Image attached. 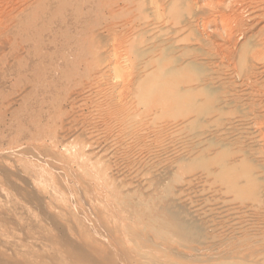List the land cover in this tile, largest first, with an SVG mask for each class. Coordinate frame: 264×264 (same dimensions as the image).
Returning a JSON list of instances; mask_svg holds the SVG:
<instances>
[{"label":"rangeland","instance_id":"obj_1","mask_svg":"<svg viewBox=\"0 0 264 264\" xmlns=\"http://www.w3.org/2000/svg\"><path fill=\"white\" fill-rule=\"evenodd\" d=\"M218 1L0 0V264H51L52 256V264H97L110 254L117 264H151L150 255L159 258L152 264H217L222 240L234 246L264 113V21L236 23L258 0ZM200 159L213 164L201 168ZM227 168L234 177H224ZM240 169L249 171L243 182ZM163 221L174 223L164 229ZM196 226L205 239H186ZM79 248L99 257L87 261Z\"/></svg>","mask_w":264,"mask_h":264},{"label":"bare ground","instance_id":"obj_2","mask_svg":"<svg viewBox=\"0 0 264 264\" xmlns=\"http://www.w3.org/2000/svg\"><path fill=\"white\" fill-rule=\"evenodd\" d=\"M216 1V0H215ZM256 2L255 0H219L218 2H217V7L218 6H220V4L223 6V8L225 7V6H229V4H231L232 2H236L237 4H239L240 6L242 5V4H240V3H243V2H245V4L247 3H250V2ZM258 2L259 3H256V5L255 6H250V8H251V10L250 9H248L249 10V13H246V14H250V15H246V16H244L243 14H241V15H243L242 17L241 16H239V18H238V16L236 17V18H238V19H236V23H237V21H240L241 22V24L242 23H246L247 25L251 22V24L253 25V24H259V22H263L264 21V6L262 5V3H264V0H258ZM216 4V3H215ZM246 4V5H247ZM255 4V3H254ZM221 7V6H220ZM234 7H235V5H234ZM234 7H232V9L234 8ZM242 7V6H241ZM244 7V6H243ZM231 8V7H230ZM245 8V7H244ZM219 9V8H218ZM227 10H231V9H227ZM234 10V9H233ZM242 10V9H241ZM219 11V10H218ZM217 11V12H218ZM232 11V10H231ZM230 11V12H231ZM247 11V10H246ZM220 12V11H219ZM237 12V11H236ZM239 12V11H238ZM222 14H220L221 16H222V19H220V20H222V22H223V25H224V27L226 26V24H224V23H226L227 22V20H228V14H227V12L224 14L223 12H221ZM235 13V12H234ZM212 14V13H211ZM218 14V13H217ZM227 14V15H226ZM230 14V13H229ZM219 15V14H218ZM217 15V16H218ZM237 15H239L238 13H237ZM214 16H215V14H214ZM210 18V17H209ZM233 18H235L234 16H233ZM206 20H207V18H206ZM216 22V21H215ZM240 24V23H239ZM246 24H245V26H246ZM243 25V24H242ZM251 25V26H252ZM218 26V25H217ZM220 26H222V25H220ZM219 26V27H220ZM238 26V25H237ZM244 26V27H245ZM248 26H250V25H248ZM250 26V27H251ZM227 27V26H226ZM247 27V26H246ZM245 27V28H246ZM254 27H256V26H253V28ZM259 27H262V26H259ZM222 28V27H221ZM220 28V29H221ZM238 28V27H237ZM241 28V27H240ZM244 28V29H245ZM249 28V27H248ZM247 28V29H248ZM264 27H262V29H263ZM219 29V30H220ZM227 29H228V27H227ZM227 29H225L224 28V30H226L227 31ZM242 29V28H241ZM250 29V28H249ZM257 29V28H256ZM262 29L260 30V31H262ZM231 30V29H230ZM236 30V29H235ZM253 30V29H252ZM255 30V29H254ZM259 30V29H258ZM238 31V30H237ZM250 31V30H249ZM263 31H264V29H263ZM229 32V31H228ZM248 32V31H247ZM246 32V33H247ZM254 32V31H253ZM257 32V31H256ZM259 32V31H258ZM208 33V32H207ZM230 33H232V31H230ZM238 33V32H237ZM237 33H236V35H237ZM242 33V32H241ZM250 33V32H249ZM264 33V32H263ZM244 34V33H243ZM243 34H241V35H243ZM254 34V33H253ZM262 34V33H261ZM261 34H260V36H261ZM248 35V34H247ZM207 36V35H206ZM252 36H254V35H252ZM259 36V35H258ZM263 36V35H262ZM262 36L260 37V40H261V42L260 41H258V42H260L259 44L257 43V45H260L262 48V50H263V52H264V38H262ZM240 37V36H239ZM244 37V36H243ZM264 37V36H263ZM234 38H235V36H234ZM241 38V37H240ZM262 38V39H261ZM229 39V38H228ZM259 39V38H258ZM235 41V40H234ZM233 41V42H234ZM246 41V40H245ZM207 42V41H206ZM230 44V43H229ZM254 44V43H253ZM235 45V44H234ZM255 45V44H254ZM237 49V48H236ZM257 49V48H256ZM222 50V49H221ZM220 50V51H221ZM239 50H241V49H239ZM246 50V49H245ZM226 51V50H225ZM258 51H259V49H258ZM227 53V52H226ZM259 53H262L261 51L259 52ZM223 55H225L224 53H223ZM233 55V54H232ZM244 55V54H243ZM227 56V55H226ZM258 56V55H257ZM235 59V58H234ZM233 60V59H232ZM238 61V60H237ZM246 63H249V62H246ZM254 64V63H253ZM255 65V64H254ZM259 65V64H258ZM250 66V65H249ZM254 68H255V66H253ZM231 68V67H230ZM234 68V67H233ZM251 69H253V68H251ZM228 70V69H227ZM252 72V71H251ZM255 73V72H254ZM257 73V72H256ZM255 73V74H256ZM224 74V73H223ZM264 74V73H263ZM231 75V74H230ZM235 75V74H234ZM223 76V75H222ZM236 76V75H235ZM252 76V75H251ZM254 76V75H253ZM263 77H264V75H263ZM234 78V77H233ZM245 78V77H244ZM252 78V77H251ZM255 79V78H254ZM257 79V78H256ZM222 80V79H221ZM241 80V79H240ZM244 80V79H243ZM247 80V79H246ZM249 80V79H248ZM260 80V79H259ZM206 82V81H205ZM219 82V81H218ZM160 84H159V86L161 87V86H164V85H162L164 82H159ZM223 83V82H222ZM244 83H246V82H244ZM165 84V83H164ZM243 84V83H242ZM262 84V83H261ZM218 85V84H217ZM237 86V85H236ZM241 86V85H240ZM239 86V87H240ZM243 86V85H242ZM254 86V85H253ZM257 86V85H256ZM255 86V87H256ZM254 87V88H255ZM249 88V87H248ZM260 88V87H259ZM240 89V88H239ZM263 89V88H262ZM233 90V89H232ZM261 90V89H260ZM250 91V90H249ZM257 91V90H256ZM240 92V91H239ZM256 93H259V92H256ZM227 94V93H226ZM247 94V93H246ZM228 95V94H227ZM254 95V94H253ZM264 95V94H263ZM225 96V95H224ZM249 97V96H248ZM255 97V96H254ZM260 97H262V95H260ZM234 98V97H233ZM262 98H264V97H262ZM262 98H260V99H262ZM252 99V98H251ZM257 98H255V100H256ZM223 100V99H222ZM239 100V99H238ZM252 100H254V99H252ZM225 101V100H224ZM237 101V100H236ZM244 101V100H243ZM257 101V100H256ZM260 102H261V100H259ZM264 101V100H263ZM247 102V101H246ZM250 102V101H249ZM237 103H238V101H237ZM218 104V103H217ZM253 104V103H252ZM260 104V103H259ZM264 104V103H263ZM191 107V106H190ZM264 107V106H263ZM262 109V108H261ZM254 110H255V108H254ZM261 112H262V110H260ZM253 112V111H252ZM241 113V112H240ZM259 113V112H258ZM251 114V113H250ZM241 115V114H240ZM248 115V114H247ZM254 116H255V118L256 119H259V114H256V112L254 111V114H253ZM246 117V116H245ZM262 121L261 122H257L258 123V125L257 126H259V127H257L258 128V131H259V133H260V136H259V139H257V140H254L252 143H253V146H254V148H253V152H252V154H251V158H250V165H251V167H249L250 165H247L250 169H251V171H250V169L248 168H246L247 170H249L250 172H251V174H249V178H248V176H246L247 175V173L249 172H247V170L246 169H240L241 170V173H240V179H239V181L240 182H243L242 181V179L244 180V178L245 177H247L248 178V180H247V182H249L248 183V188H246V191H248L249 192V194L248 195H250V197L247 199L248 201L246 202L245 201V199L246 198H243L242 197V192L244 191H238V198L240 199V200H242V201H245L244 203V205L242 204V207H240V209H244L243 211H241V212H239V214L237 215V217H236V221H235V231H236V233H238V235H243V234H247L248 235V237H245V235H244V238H242V237H240V236H238L239 238H237V240L233 243V245L234 246H231V247H229V246H225V245H223L222 247H221V243H223L224 241L222 240V242L220 243V245H218V246H220V248L218 247L217 248V251H216V253H213V255H212V258H215V260L216 259H218V260H220L217 264H264V174L263 175H261V171H260V168H261V161H263V163H262V168L264 169V113L262 114ZM236 120V119H235ZM243 120V119H242ZM239 121H241V120H239ZM244 121V120H243ZM245 121H246V119H245ZM251 121H252V119H251ZM258 121V120H257ZM259 121H260V119H259ZM218 122V121H217ZM222 122V121H221ZM243 123V122H242ZM247 123V122H246ZM255 123V122H254ZM238 124H240V123H238ZM222 125V124H221ZM216 127V126H215ZM234 128V127H233ZM252 130V129H251ZM255 130V129H254ZM233 132V131H232ZM250 132V131H249ZM255 132V131H254ZM215 134L217 133V132H214ZM258 133V132H257ZM221 134V133H220ZM218 135V134H217ZM253 138V137H252ZM255 138V137H254ZM223 139V138H222ZM226 139V138H225ZM238 139V138H237ZM259 140V141H258ZM260 142V143H259ZM238 146V145H237ZM251 147V146H250ZM252 150V149H251ZM263 153H262V152ZM262 153V157H260V159H259V153ZM35 153V152H34ZM227 153V152H226ZM250 153H251V151H250ZM38 155V154H37ZM236 156H238L237 154H235ZM192 157H193V155H192ZM231 157V156H230ZM34 158V157H33ZM32 158V159H33ZM35 158H37V156L35 157ZM34 158V159H35ZM197 158V157H196ZM188 159H190V158H188ZM192 159V158H191ZM198 159V158H197ZM211 159V158H210ZM208 160V159H200L199 160V165L201 166V168H203V167H206L207 165H210L211 164V160ZM232 159V158H231ZM234 159V158H233ZM242 159V158H241ZM249 159V158H248ZM194 161H195V159H194ZM213 161V160H212ZM232 161V160H231ZM248 161V160H247ZM51 162V161H50ZM214 162H215V157H214ZM243 162V161H242ZM248 163H249V161H248ZM54 164V163H53ZM213 164V163H212ZM211 164V165H212ZM216 164V163H215ZM55 165V164H54ZM235 165H237V164H235ZM243 165H245V164H243ZM38 166V165H37ZM197 166H198V163H197ZM238 166V165H237ZM231 167V166H230ZM52 168V167H51ZM239 168V167H238ZM242 168V167H241ZM65 169V168H64ZM233 169V168H232ZM53 170V169H52ZM56 171V170H55ZM238 171V170H237ZM60 172V171H59ZM57 173V172H56ZM68 173V172H67ZM171 173V172H170ZM77 174V173H76ZM169 174V173H168ZM222 174V173H221ZM236 174V173H235ZM238 174V173H237ZM56 175V174H55ZM61 175H63V174H61ZM75 175V174H74ZM74 175H72V177L74 176ZM79 175V174H78ZM77 175V176H78ZM228 176V178L229 177H234V171H232V170H229V168H227L226 169V171H225V178ZM76 176V177H77ZM81 176V175H80ZM79 176V177H80ZM236 177H237V175H235ZM12 177H14V176H12ZM56 177H58V176H56ZM59 177H62V176H59ZM75 176H74V179L76 178ZM15 178V177H14ZM16 178L17 179H19L17 176H16ZM220 178V177H219ZM223 178V177H222ZM238 178V177H237ZM54 179V178H53ZM59 179V178H58ZM77 179V178H76ZM80 179V178H79ZM177 179V178H176ZM216 179V178H215ZM224 179V178H223ZM16 180V179H15ZM15 180H14V182H15ZM20 180V179H19ZM55 180V179H54ZM62 180H65V178L64 179H62ZM166 180V179H165ZM11 181H13V180H11ZM21 181H23V180H21ZM27 181V180H26ZM57 181V180H56ZM60 181V180H59ZM76 181V180H75ZM238 181V180H237ZM238 181V182H239ZM53 182H55V181H53ZM63 181H61V183H62ZM81 182H82V179H81ZM87 182H89V181H87ZM27 183V182H26ZM26 183H24L25 185H26ZM60 183V184H61ZM162 183V182H161ZM17 184V183H16ZM43 184V183H42ZM87 184V183H86ZM89 184V183H88ZM56 185H57V182H56ZM64 186H66V190L68 189L69 190V187H68V185H66V184H63ZM81 185V184H80ZM19 186V185H18ZM41 186V185H40ZM59 187H61L60 185H58ZM57 186V187H58ZM88 187H86V188H89V185H87ZM104 186V185H103ZM102 186V188H104ZM27 187V186H26ZM68 187V188H67ZM18 188H20V187H18ZM21 188H25V187H21ZM45 187H43V189H44ZM82 188V187H81ZM96 188V187H95ZM72 189V188H71ZM77 189V188H76ZM82 189H84V188H82ZM92 189V188H91ZM34 190H36V189H34ZM33 190V191H34ZM39 190V189H38ZM46 190V189H45ZM45 190H43V191H45ZM54 190V189H53ZM65 190V189H64ZM63 190V191H64ZM67 190V191H68ZM87 190V189H86ZM89 190V189H88ZM27 193H29V192H31V191H29V190H25ZM42 191V190H41ZM41 191H39V192H41ZM66 191V192H67ZM79 191H81V190H79ZM93 191V190H92ZM100 191V190H99ZM246 191H244V192H246ZM38 192V191H37ZM38 192V193H39ZM65 192V194L67 195V193ZM70 192H73L72 190L70 191ZM70 192H69V194H70ZM91 192V191H90ZM51 193H53V192H51ZM77 193V192H76ZM81 193H82V191H81ZM86 193V192H85ZM95 193V192H94ZM31 194H32V192H31ZM54 194V193H53ZM52 194V195H53ZM78 194V193H77ZM88 194H90V193H88ZM102 194V193H101ZM30 195V194H29ZM33 195V194H32ZM34 195H36V193H34ZM38 195V194H37ZM39 195H41V193L39 194ZM71 195V194H70ZM70 195H67V197H69ZM87 195V194H86ZM93 195V194H92ZM92 195L91 196H89V197H91L92 198ZM54 196H55V194H54ZM78 196V195H77ZM96 196H98V195H96ZM96 196H94L95 198H96ZM162 196V195H161ZM236 196V195H235ZM56 197V196H55ZM70 197H72V196H70ZM88 197V198H89ZM93 197V198H94ZM246 197V196H245ZM72 198H74V197H72ZM72 198H71V200H69V202L71 203V201H72ZM80 198V197H79ZM98 198V197H97ZM96 198V199H97ZM216 198V197H215ZM70 199V198H69ZM99 199V198H98ZM97 199V200H98ZM163 199V198H162ZM238 199V200H239ZM86 200V199H85ZM100 200V199H99ZM103 199H101V201H102ZM167 200V199H166ZM56 201H58V200H56ZM90 201H92V200H90ZM73 202H74V199H73ZM72 202V203H73ZM77 202V201H76ZM105 202V201H104ZM53 203V202H52ZM66 204H68L67 202H65ZM92 203V202H91ZM106 203V202H105ZM74 204V203H73ZM75 204H77V203H75ZM87 204H88V202H87ZM86 204V205H87ZM95 204V203H94ZM104 204V203H103ZM52 205H54V204H52ZM81 205H83L82 203H81ZM106 205V204H105ZM180 205V204H179ZM179 205H177V206H179ZM216 205V204H215ZM239 205V204H238ZM56 207H58L57 205H55ZM54 206V207H55ZM60 206V205H59ZM69 206H70V204H69ZM68 206V207H69ZM95 206V205H94ZM93 206V207H94ZM109 206V205H108ZM217 206H219V204L217 205ZM222 206V205H221ZM224 206V205H223ZM229 206V205H228ZM227 206V207H228ZM88 207V206H87ZM102 207V206H101ZM220 207V206H219ZM234 207V206H233ZM60 208H61V206H60ZM78 208V207H77ZM80 208H82V207H80ZM109 208V207H108ZM107 208V209H108ZM216 208V207H215ZM214 208V209H215ZM235 208V207H234ZM75 209H76V207H75ZM74 209V210H75ZM86 209V208H85ZM84 209V210H85ZM103 209V208H102ZM223 209V208H222ZM56 210H58V209H56ZM60 210V209H59ZM65 210V209H64ZM81 210V209H80ZM83 210V209H82ZM90 210H91V208H90ZM226 210V209H225ZM75 211H77V209L75 210ZM86 211V210H85ZM98 211V210H97ZM109 212H111L110 211V209L108 210ZM195 211V210H194ZM228 211V210H227ZM226 211V212H227ZM232 211H233V209H232ZM77 212H80V211H77ZM90 212H92V210L90 211ZM96 212V211H95ZM193 212V211H192ZM224 212V211H223ZM99 213V212H98ZM84 214V213H83ZM92 214H94V213H92ZM95 214H97V213H95ZM100 214V213H99ZM111 214V213H110ZM231 214H233V213H231ZM236 214V213H235ZM67 215V214H66ZM65 215V216H66ZM85 215V214H84ZM229 215H230V213H229ZM67 216H69V215H67ZM77 216H79V215H77ZM101 216V215H100ZM100 216H99V218H100ZM230 216H232V215H230ZM81 217V216H80ZM79 217V218H80ZM88 217V216H87ZM97 217H98V214H97ZM96 217V218H97ZM156 217V216H155ZM224 217V216H223ZM227 217L229 218V216L227 215ZM57 218V217H56ZM67 219H68V217H66ZM92 218V217H91ZM104 218V217H103ZM221 218V217H220ZM81 219V218H80ZM222 219V218H221ZM82 220V219H81ZM87 220H89V219H87ZM91 220V219H90ZM89 220V221H90ZM102 220V216H101V219H100V221ZM111 220V219H110ZM67 221V220H66ZM68 221L70 222V220L68 219ZM88 221V222H89ZM99 221V222H100ZM214 221V220H213ZM234 221V220H233ZM102 222V221H101ZM220 222V221H219ZM224 222V221H223ZM104 223V222H103ZM102 223V224H103ZM110 222H108V224H109ZM174 222L173 221H168V222H166V221H163L162 222V224H163V228L165 229V228H167V227H169V226H171L172 224H173ZM187 223V222H186ZM215 223V222H214ZM225 223H227L226 221L224 222V224ZM62 224V223H61ZM86 224V223H85ZM106 224V223H105ZM215 224H217V222L215 223ZM215 224H213L214 225V227H215ZM0 225H2L1 223H0ZM71 225H74V224H72V222H71ZM203 225V224H202ZM219 225H220V223H219ZM230 225V224H229ZM64 226L65 225H63V228L62 229H65L64 228ZM106 226V225H105ZM104 226V227H105ZM108 226V225H107ZM126 226H127V224H126ZM178 226L179 227H183L184 229H187V228H189L190 227V225L189 224H178ZM228 225H226V227H227ZM73 227V226H72ZM95 227V226H94ZM101 227V226H100ZM127 227H129V226H127ZM204 227H205V225H204ZM210 227H212V226H210ZM216 227H217V225H216ZM219 227V226H218ZM74 228V227H73ZM76 228V227H75ZM96 228H98L97 226H96ZM95 228V229H96ZM102 228V227H101ZM110 228V227H109ZM208 228V227H207ZM206 228V229H207ZM221 229H222V227H220ZM224 228V227H223ZM94 229V228H93ZM92 229V230H93ZM98 229H100V228H98ZM104 229V228H103ZM107 229V228H106ZM192 231H190L189 233L187 232V235H186V239L188 238V239H190V240H194V241H199V240H201V239H205V233H204V230H203V228H202V226H200V227H198V226H196V227H194V228H190ZM233 229V228H232ZM72 230V229H71ZM97 230V229H96ZM110 230V229H109ZM112 230V232H113V228L111 229ZM111 230H110V233H111ZM133 231V229H131L130 228V231ZM224 230V229H223ZM231 230V229H230ZM64 231V234L66 233L65 232V230H63ZM74 231V230H73ZM94 231V230H93ZM140 231V230H139ZM232 231V230H231ZM98 232H100L99 230H98ZM101 232H103V231H101ZM109 232V231H108ZM129 232V231H128ZM134 232V231H133ZM210 233H211V231H209ZM223 232V231H222ZM221 232V233H222ZM226 232H228V231H226ZM63 232L61 231V234H62ZM94 233V232H93ZM95 233H97V231H95ZM94 233V234H95ZM114 233V232H113ZM135 233V232H134ZM141 233V232H140ZM209 233V234H210ZM230 233V232H229ZM234 233V232H233ZM232 233V234H233ZM63 234V235H64ZM93 234V235H94ZM126 234H130V233H126ZM211 234H213V232L211 233ZM231 234V233H230ZM229 234V235H230ZM235 234V233H234ZM63 235H62V237H61V240L62 239H65V238H63ZM67 235V234H66ZM96 235V234H95ZM94 235V236H95ZM101 235V234H100ZM104 235V234H103ZM111 234H109L108 236H110ZM113 235V234H112ZM111 235V236H112ZM207 235V234H206ZM223 235V234H222ZM227 235V234H226ZM56 236H58V234L56 235ZM110 236V237H111ZM114 236V235H113ZM112 236V237H113ZM119 236V235H118ZM128 236H130V235H128ZM209 236V235H208ZM207 236V237H208ZM103 237V236H102ZM106 237V236H105ZM115 237H117L116 235H115ZM119 237H121V236H119ZM132 237H133V239L135 238V239H139V240H142V242H143V244L141 245L143 248H144V250L146 251V249L145 248H147L148 250H150V251H153V248L151 247V246H153L152 244L153 243H150L149 241H146V240H151V239H148V237H146L147 239H145V237L144 236H142L141 234H139V233H136V234H133L132 235ZM214 237V234H213V236L211 237V238H213ZM227 237V236H226ZM231 237H233V240L235 239L234 238V236H231ZM54 238V237H53ZM58 238V237H57ZM107 238V237H106ZM105 238V239H106ZM122 238V237H121ZM221 238H223V237H221ZM59 239V241H60V238H58ZM111 239V238H110ZM114 239V238H113ZM214 239H216L215 237H214ZM226 239V238H225ZM227 239H229V238H227ZM230 239H232V238H230ZM0 240H2V239H0ZM52 240V239H51ZM54 240H56V238L54 239ZM70 240V239H69ZM96 240H102V239H99V238H96ZM108 241H110L109 240V238L107 239ZM115 240V239H114ZM117 241H118V239H116ZM129 240V239H128ZM131 240V239H130ZM232 240V241H233ZM67 241H68V239H67ZM71 241V240H70ZM117 241H116V244H117ZM120 241H122V239L120 240ZM133 241V240H132ZM131 241V242H132ZM214 241V240H213ZM230 241V240H229ZM2 243L4 242V241H1ZM49 242V241H48ZM54 242V241H53ZM61 242V241H60ZM62 242H64L65 243V240H62ZM103 242H104V240H103ZM146 242H148V243H150V245H145V243ZM216 242V241H215ZM217 242H218V240H217ZM216 242V243H217ZM220 242V241H219ZM231 242V241H230ZM1 243V244H2ZM10 243V242H9ZM50 243H52L51 241H50ZM59 243V242H58ZM67 243V242H66ZM101 243V242H100ZM108 243V242H107ZM123 243V242H122ZM122 243H120L119 245H121ZM208 243V242H207ZM226 243V242H225ZM224 243V244H225ZM229 242H227V244H228ZM6 244V243H5ZM7 244H8V242H7ZM11 244V243H10ZM9 244V245H10ZM61 245L63 244V243H60ZM70 244V243H69ZM68 244V245H69ZM72 244V243H71ZM102 244V243H101ZM104 244H106L105 242H104ZM110 244V246L112 247V244H111V242L109 243ZM115 244V243H114ZM195 244V243H194ZM12 245V244H11ZM54 245V244H53ZM89 245V244H88ZM134 245V244H133ZM212 245V244H211ZM214 245V244H213ZM3 246V245H2ZM50 246V245H49ZM49 246H47V247H49ZM51 246H52V244H51ZM55 246V245H54ZM67 246V245H66ZM73 246V245H72ZM91 246V245H90ZM90 246H88V248H86V249H89V250H91L90 248ZM108 246V245H107ZM122 246V245H121ZM124 246V245H123ZM154 246H156L155 244H154ZM159 246H161V245H159ZM216 246H217V244L213 247V249L214 248H216ZM6 246H4V248H5ZM18 247V246H17ZM68 247V246H67ZM87 247V246H86ZM90 247V248H89ZM95 247V246H94ZM110 247V248H111ZM157 248H159L158 247V245L156 246ZM162 247V246H161ZM180 247V246H179ZM183 247V246H182ZM185 247V246H184ZM189 247V246H188ZM188 247H185V248H188ZM210 247V246H209ZM7 248H9V247H7ZM36 248V247H35ZM63 248H65L64 246H63ZM62 248V249H63ZM68 248H70V246L68 247ZM72 248H76V247H72ZM72 248H70L71 250H72ZM78 248V247H77ZM83 248V247H82ZM82 248H81V251H80V248L77 250V252H80V253H78V254H80V255H82L81 253H83L85 250H83L82 251ZM114 248V247H113ZM112 248V249H113ZM115 248H116V245H115ZM118 248V247H117ZM125 249H126V247H124ZM163 248V247H162ZM190 248H192V247H190ZM189 248V249H190ZM196 248H198V246L196 247ZM196 248L195 249H193V250H196ZM66 249V248H65ZM84 249V248H83ZM93 249V248H92ZM97 249V248H96ZM96 249H94V250H96ZM101 249V248H100ZM106 249V248H105ZM131 249L133 250L134 248H130V251H131ZM170 250L172 249V248H169ZM174 250H172V252L173 251H175V248H173ZM9 250V252H11V251H15V250H10V249H8ZM31 250H32V248H31ZM53 250H54V248H53ZM56 250V249H55ZM58 250H60V249H58ZM64 250V249H63ZM62 250V251H63ZM70 250V251H71ZM89 250H87V251H89ZM93 250V251H94ZM99 249H97L96 251H98ZM117 250V249H116ZM120 250H122V247H121V249ZM136 250V249H135ZM138 250H139V248H138ZM140 250H141V248H140ZM163 250H165V252L166 251H168V249L166 250L165 248L163 249ZM192 250V249H191ZM192 250V251H193ZM199 250H201V249H199ZM198 250V251H199ZM207 250H209V249H207ZM25 251V250H24ZM61 251V252H62ZM65 251V250H64ZM66 251H67V249H66ZM69 251V250H68ZM67 251V252H68ZM75 252H76V250H74ZM86 251V252H87ZM92 251V250H91ZM92 251V252H93ZM106 251H107V249H106ZM105 251V252H106ZM110 250H109V248H108V251L107 252H109ZM124 251H127V250H124ZM129 251V252H130ZM137 251V250H136ZM214 251V250H213ZM6 252V251H5ZM32 252H33V250H32ZM40 252V251H39ZM42 252V251H41ZM41 252H40V254H41ZM58 252H60V251H58ZM75 252H74V254H72L73 256L75 255ZM102 252H104V251H102ZM161 251H159V253H160ZM164 252V253H165ZM194 252V251H193ZM18 253H20V252H18ZM31 253V252H30ZM63 253V252H62ZM72 253H73V251H72ZM87 253H89L90 254V252H87ZM95 253V252H94ZM93 253V254H94ZM100 253V252H99ZM110 253H112V252H110ZM118 253V254H117ZM117 253H114V254H116L117 256L119 255L120 256V254H119V252H117ZM126 253V252H125ZM149 253V252H148ZM158 253V252H157ZM164 253L162 254V256L164 255ZM169 253V252H168ZM167 253V254H168ZM174 253V252H173ZM175 253H177V252H175ZM183 253V252H182ZM196 253H198V252H196ZM195 252H194V254H196ZM203 253V252H202ZM5 254V253H4ZM43 254V253H42ZM41 254V256L42 257H40L41 259H43V255ZM77 254V255H78ZM88 254V255H89ZM97 254V253H96ZM127 254H129V253H127ZM130 254H133V251H132V253H130ZM181 254V253H180ZM200 254V253H199ZM12 255V254H11ZM10 255V256H11ZM13 255H14V252H13ZM30 255V254H29ZM35 255V254H34ZM33 255V256H34ZM37 256L39 255V254H36ZM61 255V254H60ZM66 255V254H65ZM64 255V256H65ZM83 255H84V253H83ZM91 255H92V253H91ZM98 255V257H99V254H97ZM97 255L96 256H93L92 255V258H95V257H97ZM103 255V254H102ZM126 255V254H125ZM140 255V254H139ZM161 255V254H160ZM169 255V254H168ZM168 255H166L165 254V256L164 257H168L169 258V256ZM173 255V254H172ZM175 255V254H174ZM173 255V256H174ZM177 255V254H176ZM183 255V254H182ZM207 254H205V256H206ZM209 255V258H210V254H208ZM2 256H5V255H2ZM26 256V255H25ZM25 256H24V258H25ZM40 256V255H39ZM47 256V255H46ZM62 256V255H61ZM79 256V255H78ZM85 256V255H84ZM90 256V255H89ZM106 256V254L104 255V257ZM109 256V255H108ZM106 257V258H102L103 260L102 261H100V263H99V261H98V263L99 264H117L116 262L117 261H115L116 260V258H114V256H112L111 254H110V258L109 257ZM116 256V257H117ZM122 256H124L123 255V253H122ZM131 256V255H130ZM129 256V257H130ZM179 255H177V257H176V259L177 258H182L181 256H179ZM186 256V255H185ZM184 256V257H185ZM6 257H7V255H6ZM12 257V256H11ZM21 257H23V256H21ZM49 257V256H48ZM87 257V255L85 256V258ZM103 257V256H102ZM132 257H133V255H132ZM140 258H142L141 257V255L139 256ZM183 257V259H185V260H187L186 259V257L184 258ZM198 257V256H197ZM5 260H6V258L5 257H3ZM23 258V259H24ZM28 258H30V257H28ZM66 258V257H65ZM80 258V257H79ZM82 258V257H81ZM80 258V259H81ZM87 258H89L90 259V257H87ZM86 258V259H87ZM92 258H91V260H88L87 259V261H93L92 260ZM122 258V257H121ZM144 258V257H143ZM162 258V257H161ZM171 258H173V257H171ZM170 258V259H171ZM190 258V257H189ZM188 258V259H189ZM192 258V257H191ZM202 258H208V257H202ZM4 259H3V261H4ZM15 259V260H14ZM17 258H15L14 256H13V259H12V261L14 260V261H17L16 260ZM45 259V258H44ZM50 259V258H49ZM78 259V258H77ZM84 259V258H83ZM96 259V258H95ZM99 259V258H98ZM126 260H127V258H125ZM131 260H134V258L132 259V258H130ZM146 259V258H145ZM148 259V258H147ZM167 259V258H166ZM174 259H175V256H174ZM182 259V260H183ZM194 259H196L195 258V256H194ZM28 260V259H27ZM26 260V261H27ZM33 260V259H32ZM50 260H52L53 261V256H52V259H50ZM74 260H75V258H74ZM79 260V259H78ZM85 260V259H84ZM119 260V259H118ZM177 260H179V259H177ZM181 260V261H182ZM185 260H183V262L182 263H185L186 261ZM189 260H191V259H189ZM199 260V259H198ZM198 260H196V261H193V259H192V261L193 262H197ZM11 261V260H10ZM20 261V260H19ZM22 261V260H21ZM26 261H25V263H26ZM34 261H36V260H34ZM52 261H50V263L52 264ZM81 261H82V259H81ZM135 261V260H134ZM156 261H159V258H157V257H155V256H153V255H150V260H149V262H151V264L152 263H155ZM162 261V260H161ZM167 261V260H166ZM185 261V262H184ZM192 261H191V263H192ZM202 261V260H201ZM205 261V260H204ZM207 261H209V260H207ZM23 262V261H22ZM21 262V263H22ZM41 262V261H40ZM67 262V261H66ZM73 262V261H72ZM71 262V263H72ZM79 263H83V262H80V261H78ZM94 262V261H93ZM120 262V261H119ZM118 262V263H119ZM129 262H130V260H129ZM138 262V261H137ZM188 263H189V261H187ZM198 262H200V261H198ZM49 263V262H48ZM68 263V262H67ZM74 263V262H73ZM76 264H77V262H75ZM85 263V262H84ZM95 263V262H94ZM97 263V264H98ZM132 263H134V262H132ZM180 263V262H179ZM4 264V263H3ZM6 264V263H5ZM12 264H14V263H12ZM23 264V263H22ZM34 264V263H33ZM43 264V263H42ZM55 264V263H54ZM58 264V263H57ZM86 264V263H85ZM93 264V263H92ZM120 264V263H119ZM125 264V263H124ZM129 264V263H128ZM131 264V263H130ZM162 264V263H161Z\"/></svg>","mask_w":264,"mask_h":264}]
</instances>
